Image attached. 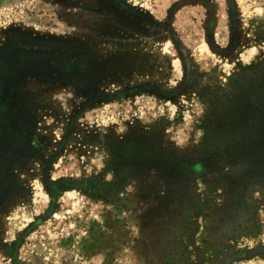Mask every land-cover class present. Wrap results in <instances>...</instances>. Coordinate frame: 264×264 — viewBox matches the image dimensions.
Masks as SVG:
<instances>
[{"label": "rangeland", "instance_id": "obj_1", "mask_svg": "<svg viewBox=\"0 0 264 264\" xmlns=\"http://www.w3.org/2000/svg\"><path fill=\"white\" fill-rule=\"evenodd\" d=\"M0 264H264V0H0Z\"/></svg>", "mask_w": 264, "mask_h": 264}]
</instances>
